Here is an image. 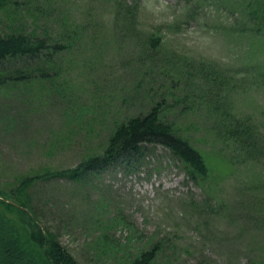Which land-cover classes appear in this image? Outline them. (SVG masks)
I'll return each mask as SVG.
<instances>
[{
    "label": "rangeland",
    "instance_id": "1",
    "mask_svg": "<svg viewBox=\"0 0 264 264\" xmlns=\"http://www.w3.org/2000/svg\"><path fill=\"white\" fill-rule=\"evenodd\" d=\"M49 1L23 3L8 22L5 15L0 19L2 28L13 21L31 29L37 18L38 33L54 42L64 41L66 32L51 24L59 21L53 17L70 16L73 26H85L83 42L64 57V95L37 80L0 87V196L15 195L25 177L73 169L88 153H103L113 129L146 113L152 99L160 101L163 86L169 93L164 104L169 121L191 131L188 138L216 183L189 182L166 149L151 147L143 159L104 170L84 187L59 177L42 180L31 192L33 218L80 264H119L156 243L162 249L159 264H264V158L232 170L228 152L233 145L229 150L207 132L209 104L190 98L179 102L203 79L189 75L187 81H164L160 73L181 66L199 70L208 62L228 75L241 74L235 110L254 116L264 135V87L255 84L252 73L256 68L263 75L264 39L237 38L231 31L247 14L245 1L125 0L139 6L134 34L119 25L122 7L114 0H58L51 6L59 13L38 14L35 8ZM152 36L163 42L146 57L143 45ZM26 63L33 62L10 63L9 69L26 70ZM248 68L250 75H242ZM243 199L245 215L238 207Z\"/></svg>",
    "mask_w": 264,
    "mask_h": 264
},
{
    "label": "trees",
    "instance_id": "2",
    "mask_svg": "<svg viewBox=\"0 0 264 264\" xmlns=\"http://www.w3.org/2000/svg\"><path fill=\"white\" fill-rule=\"evenodd\" d=\"M32 1L0 0V19L2 15H5L8 22L11 13L19 11V5L23 3L31 5ZM54 1L59 4L58 0H53L49 1L47 6H38L35 10L40 15L49 14V11L59 13V9L51 6ZM244 1L247 14L242 15L241 21L233 25L232 35L237 38L248 35L256 39H264V0ZM114 5L116 8L122 7V11L117 15L119 25L134 34L139 6L126 5L125 0L118 2L114 0ZM50 16L52 18L51 14ZM67 17L70 18L66 15L53 17L59 21L50 22L57 25L56 27L64 28L66 35L61 42H54L50 36L38 33L35 27L37 18L36 21L33 20L31 29L20 28L13 21L10 27L2 28L3 24L0 21V87H4L9 81L27 83L37 80L51 83L55 93L65 94L62 89V84L65 82L64 57L75 51L78 44L83 42L82 34L85 31L84 25L75 27L68 22ZM162 42L163 38L152 36L148 42L150 49L148 44L143 45L146 57L151 51L156 52ZM52 58H56L57 63H54ZM24 61L33 63H26L28 66L26 70L16 67L10 71L11 64L17 65ZM248 71L249 68L242 75L249 76ZM160 73L164 81H173V78H176L177 82L187 81L186 76L189 75L202 78V86L183 93L185 97H178L179 102L186 104V100L190 98L209 104L211 115L207 120L211 121V125L207 132L211 133L216 141H222L221 145L225 148L231 150L230 146L233 145V150L228 152H231L229 163L233 166L232 170L245 168L248 163H260L264 158L262 126L254 116L238 114L239 111L235 110L241 89L236 76L241 74L233 71L228 75L221 66L208 62L200 65L199 70L195 68L184 71L181 66L177 69L172 67L169 70L163 68ZM252 73L255 74V84L258 87H264V70L261 71L263 73L261 76L256 68ZM163 89L165 88L162 86L161 100L152 99V106L146 113L131 117L113 129L103 153L91 155L88 153L85 159L73 169L25 177L15 195L0 196V264H80L61 244L56 234L50 229L45 231L38 223V219L33 218L36 208L33 206L31 192L42 180L59 177L77 187H84L104 170L121 163L129 167L128 164L132 161L137 162L143 159L151 147L161 146L181 165L189 181L202 187L216 183L217 177L215 178L216 175L209 167L204 155L188 138L191 131L183 128L176 121H169L168 109L164 106L166 101L168 102L169 93L166 90L162 92ZM246 201L241 200L238 206L243 214L248 213ZM221 208L226 209L224 206ZM105 237L107 241L109 238L106 235L102 238ZM109 246L106 248L109 249ZM161 250L160 245L156 243L153 247L140 250L129 258L125 257L119 264H159Z\"/></svg>",
    "mask_w": 264,
    "mask_h": 264
}]
</instances>
